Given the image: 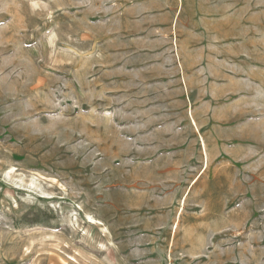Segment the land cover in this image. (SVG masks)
<instances>
[{
	"label": "rangeland",
	"instance_id": "1",
	"mask_svg": "<svg viewBox=\"0 0 264 264\" xmlns=\"http://www.w3.org/2000/svg\"><path fill=\"white\" fill-rule=\"evenodd\" d=\"M156 3L0 0V264H264V0Z\"/></svg>",
	"mask_w": 264,
	"mask_h": 264
},
{
	"label": "crops",
	"instance_id": "2",
	"mask_svg": "<svg viewBox=\"0 0 264 264\" xmlns=\"http://www.w3.org/2000/svg\"><path fill=\"white\" fill-rule=\"evenodd\" d=\"M155 5L158 6V11L163 13L162 16H166V24H162L161 28L171 29V25L177 26V15L175 20L171 19L174 11L179 5H190L191 12L195 14L193 23L194 28L199 30H214L215 36H225V30L230 29L231 22V4L232 0H156ZM152 1H150L149 10L151 9ZM171 7H174L171 8ZM155 9V8H153ZM174 21V22H173ZM238 27H241L238 24ZM212 29V30H211ZM222 31V32H221ZM230 32L227 33L229 35ZM210 39V38H209ZM200 41V43L210 44L211 41ZM209 42V43H208Z\"/></svg>",
	"mask_w": 264,
	"mask_h": 264
},
{
	"label": "bare ground",
	"instance_id": "3",
	"mask_svg": "<svg viewBox=\"0 0 264 264\" xmlns=\"http://www.w3.org/2000/svg\"><path fill=\"white\" fill-rule=\"evenodd\" d=\"M192 124H194L195 122H194V120H192ZM195 126V125H194ZM99 145V144H98ZM89 219H90V223H92V224H94V219L93 218H91V217H89Z\"/></svg>",
	"mask_w": 264,
	"mask_h": 264
}]
</instances>
